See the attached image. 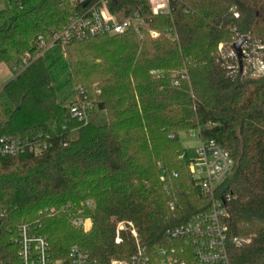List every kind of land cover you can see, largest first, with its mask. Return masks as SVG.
I'll use <instances>...</instances> for the list:
<instances>
[{
	"label": "trees",
	"instance_id": "obj_1",
	"mask_svg": "<svg viewBox=\"0 0 264 264\" xmlns=\"http://www.w3.org/2000/svg\"><path fill=\"white\" fill-rule=\"evenodd\" d=\"M2 2L0 64L13 78L0 91V135L49 133L52 146L0 159V211L21 223L56 207L40 229L56 257L77 245L102 264L129 259L136 240L124 229L116 241L121 221L134 224L148 253L171 247L166 230L211 207L188 169L194 154L178 138L196 131L221 143L234 162L217 197L226 200L230 235L249 242L230 245V264H264V74L228 67L238 34L264 44V0H170L166 14H155L147 0H110L111 12L124 18L139 11L161 36L57 41L22 71V56L36 51L38 38L50 44L84 7L72 0ZM79 87L92 103L86 123L70 113ZM68 204L91 217L89 232L69 223ZM13 237L0 233V264L19 263Z\"/></svg>",
	"mask_w": 264,
	"mask_h": 264
},
{
	"label": "built area",
	"instance_id": "obj_2",
	"mask_svg": "<svg viewBox=\"0 0 264 264\" xmlns=\"http://www.w3.org/2000/svg\"><path fill=\"white\" fill-rule=\"evenodd\" d=\"M83 4V12L71 19L69 25L61 32L54 34V41L46 43L39 37L35 52H26L21 59L20 71L28 68L33 61L59 41L63 45L88 37L99 35H119L133 32L143 37L161 36L152 20L146 18L139 11L121 18L109 9L110 0H72ZM155 14H166L171 10L170 0H147ZM238 16V13H236ZM173 38L178 39L177 34ZM241 45L242 58L239 61L238 52L232 43L228 56L233 62L228 67L236 70L241 67L251 77L257 78L264 74V44L249 34H238ZM233 46V47H232ZM222 51V44L219 46ZM187 77V75H183ZM178 81H174L177 84ZM82 87L78 88V95L83 94ZM88 105L81 98L70 106L71 116L79 122L89 119ZM66 128V125H63ZM198 133V132H197ZM200 137V134L198 133ZM189 159L188 169L191 176L198 182L202 192L211 199L210 209L198 212L188 221L169 227L166 236L175 245L160 246L153 254L142 247L137 230L132 222L121 221L117 225L116 241L120 242V231L129 229L136 240V250L129 259H111L108 264H230V245L241 246L249 239L231 236L228 225L229 212L225 207L226 200L217 197L218 187L232 174L233 159L228 150L216 140H202ZM52 146L49 133H34L28 135H0V159L8 156L23 154L40 155ZM162 179H164L162 177ZM229 197H227L228 199ZM91 207L92 201H86ZM174 209L173 203H170ZM69 223L84 232H89L93 226L91 217H84L81 212L75 214L70 204L63 207ZM59 210L45 207L39 211V218L30 222L13 223L5 211H0V233L8 230L14 234V243L18 246V264H102L91 258L86 249L74 245L66 257H56L46 234L40 232L42 220L56 215Z\"/></svg>",
	"mask_w": 264,
	"mask_h": 264
},
{
	"label": "rangeland",
	"instance_id": "obj_3",
	"mask_svg": "<svg viewBox=\"0 0 264 264\" xmlns=\"http://www.w3.org/2000/svg\"><path fill=\"white\" fill-rule=\"evenodd\" d=\"M3 7V2L2 0H0V9ZM260 17L263 16V14H259ZM145 36V35H144ZM152 38V37H151ZM254 38V37H253ZM155 39V38H153ZM257 39V38H255ZM260 40V39H258ZM241 41V39L235 40V42H239ZM233 47V46H232ZM228 48V44H222V49H227ZM264 56V53L261 55ZM13 78V73L12 71L7 67V65H5L4 63L0 64V91L2 90L3 86ZM76 91V89H75ZM76 93V92H75ZM73 100H78L80 99V95H78L76 93V95L74 96V98H72ZM88 105L92 106V103L90 101L87 102ZM178 138L182 144V146L186 149L189 150V152L191 154L195 153V150L199 147L200 145V137L198 136V133L196 131H184L178 134Z\"/></svg>",
	"mask_w": 264,
	"mask_h": 264
},
{
	"label": "water",
	"instance_id": "obj_4",
	"mask_svg": "<svg viewBox=\"0 0 264 264\" xmlns=\"http://www.w3.org/2000/svg\"><path fill=\"white\" fill-rule=\"evenodd\" d=\"M90 0H87V2L85 4H87ZM243 44V41H239V42H236L234 44V48L235 50L238 52V58H239V61H241V58H242V49H241V45Z\"/></svg>",
	"mask_w": 264,
	"mask_h": 264
}]
</instances>
